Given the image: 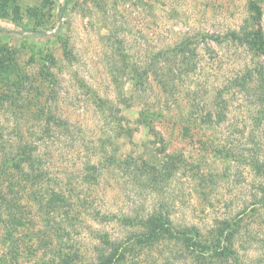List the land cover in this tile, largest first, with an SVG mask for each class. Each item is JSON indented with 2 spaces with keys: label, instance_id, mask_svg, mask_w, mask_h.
<instances>
[{
  "label": "rangeland",
  "instance_id": "374dc122",
  "mask_svg": "<svg viewBox=\"0 0 264 264\" xmlns=\"http://www.w3.org/2000/svg\"><path fill=\"white\" fill-rule=\"evenodd\" d=\"M186 42L190 64L158 56ZM136 72L146 77L135 88ZM169 73L171 93L159 78ZM104 101L112 112L102 113ZM39 109L70 124L42 152L59 188L76 195L71 217L79 219L65 230L71 239L63 230L64 242L54 241L68 260L41 244L52 232L36 219L37 230L18 235L22 264H96L97 233L124 239L130 231L97 215L160 211L174 230L197 228L204 241L237 218L235 248L263 257L260 176L249 159H264V0H0V135L35 129ZM222 146L228 153L214 151ZM106 154L131 165L106 168ZM89 161L102 163L97 182ZM163 162L176 166L168 182L134 165ZM246 231L257 241L247 245ZM170 237L131 243L127 263L194 264L190 243Z\"/></svg>",
  "mask_w": 264,
  "mask_h": 264
},
{
  "label": "trees",
  "instance_id": "16d2710c",
  "mask_svg": "<svg viewBox=\"0 0 264 264\" xmlns=\"http://www.w3.org/2000/svg\"><path fill=\"white\" fill-rule=\"evenodd\" d=\"M186 43L183 46H175L171 51H162L158 56L166 53L169 56L172 55L173 58L182 56L190 64L189 56H185V53L188 52L187 46H190V44L188 42ZM171 62L170 59L169 63ZM128 67L131 68V72L134 71L135 67H131L130 65ZM144 77H146L145 74L140 76L136 72L135 88L144 84ZM159 78L162 80L160 84L163 92L171 93L174 91L175 88H173L172 82L175 78L170 73L165 76H159ZM14 98L16 99L17 97ZM104 102L105 105L102 108L104 111L102 113L107 110L105 108H110L112 112L111 102ZM30 112L27 110L26 113L28 114ZM34 114L38 122V127L35 129H31L28 125H23L24 127L21 126L22 131L17 133L12 139H6L3 135H0V229L3 232L2 238H0L2 239L0 242V264H22L23 244L19 241L18 235L27 228L31 229L35 227V230H37L38 225L36 224V219L38 220V218L39 224H41L39 228L50 229L48 231L52 232L47 235L48 237H45L47 239L41 241V244L46 245V247L52 245L53 249L51 251L56 253L57 258L66 257L67 255H63L61 252L63 248L61 246L56 248L54 241L64 242V237L61 234L62 231L74 227L73 223L79 219V217L74 215L71 217V209L75 206L73 200L77 199L76 195L70 196L65 191H62L63 189L59 188L60 182L52 175L51 167L45 163L44 157L46 154L42 152V149L48 144L53 132L62 129L68 131L70 130V124L66 118H58L53 112L46 115L47 113L45 112L44 114V110L39 109ZM153 116L151 113L144 114L146 118ZM121 127L119 126V128ZM17 129L20 128L18 127ZM124 136L125 133L121 137L123 138ZM214 151L228 153V148H224L223 146L221 148L215 147ZM113 154L116 155L115 152ZM110 155L106 154L104 156V161L108 162V167L106 168L131 165L127 159L122 160L114 155L110 157ZM261 157L262 155L260 154L251 157L249 164L253 171L260 176L258 186L259 192L262 195L261 206L264 210V159ZM164 164V162L159 165L146 163V168L144 166L139 167L137 164L134 165H136L137 171L138 173L140 172L141 176H150L152 174V178L155 181L159 179V182L165 180L168 182L172 180L176 166H172L170 169V164H168V170H164ZM101 167L102 163L100 164V161L96 163L89 161L87 169L91 173L90 176L88 175V178L97 182L102 174L100 173ZM244 213L237 217H242ZM82 214H88L90 216L91 213ZM97 216H102L101 223L116 221V223L128 227L130 231L124 239L112 238L110 233L98 231L99 233L94 238L100 241L104 250L94 248V252L97 254L96 264H128L126 254L130 249L133 247L136 248L139 245H142L143 248L146 246L152 247L165 234L171 236L170 238L177 241V243L182 241L190 243L187 245V249L194 260V264L264 263V251L261 253L263 257L255 260V258L247 255L248 248L243 249V253L240 252V249L235 248L236 236L241 231V228L237 224L240 220L237 218L238 221L236 219L232 221L225 220L223 227H219L213 232H210L212 235L204 241L197 228H184L181 231L174 230L169 215L164 211L151 213L148 216H110L106 214ZM65 232L67 239H71L69 231ZM189 232L193 233L191 237L189 236ZM246 233L245 239L247 245L257 241L256 237L252 236L250 231H246ZM66 237V248L70 251L74 246L71 245L70 241L66 240ZM257 242L262 243L261 248L263 249L264 239L258 240ZM131 243L133 247L130 246ZM63 260H68V258L66 257ZM66 264H69V262L66 261Z\"/></svg>",
  "mask_w": 264,
  "mask_h": 264
}]
</instances>
